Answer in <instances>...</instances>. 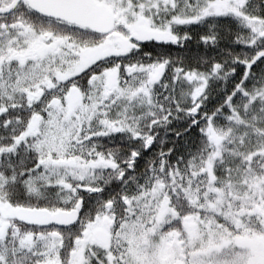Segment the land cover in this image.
Listing matches in <instances>:
<instances>
[{"label": "snow or ice", "instance_id": "6c2138e0", "mask_svg": "<svg viewBox=\"0 0 264 264\" xmlns=\"http://www.w3.org/2000/svg\"><path fill=\"white\" fill-rule=\"evenodd\" d=\"M0 264H264V0H0Z\"/></svg>", "mask_w": 264, "mask_h": 264}]
</instances>
